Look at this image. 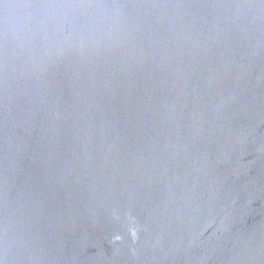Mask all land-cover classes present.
<instances>
[{
	"label": "water",
	"instance_id": "95a60500",
	"mask_svg": "<svg viewBox=\"0 0 264 264\" xmlns=\"http://www.w3.org/2000/svg\"><path fill=\"white\" fill-rule=\"evenodd\" d=\"M0 264H264V0H0Z\"/></svg>",
	"mask_w": 264,
	"mask_h": 264
}]
</instances>
